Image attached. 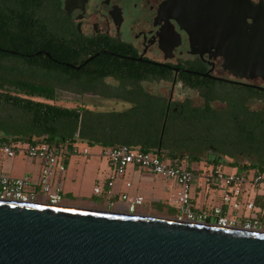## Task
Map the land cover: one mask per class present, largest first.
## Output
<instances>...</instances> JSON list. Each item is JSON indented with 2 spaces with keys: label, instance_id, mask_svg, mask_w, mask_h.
Segmentation results:
<instances>
[{
  "label": "flooded vegetation",
  "instance_id": "af4514ba",
  "mask_svg": "<svg viewBox=\"0 0 264 264\" xmlns=\"http://www.w3.org/2000/svg\"><path fill=\"white\" fill-rule=\"evenodd\" d=\"M63 1L64 34L95 52L56 63L65 69L60 91L130 109L136 101L138 118L152 119L158 105L151 110L147 96L163 98L160 138L170 112L167 138L188 139L195 156L264 164V0H175V19L162 8L169 0H87L69 15ZM166 85V97L150 93ZM175 88L191 96L173 100Z\"/></svg>",
  "mask_w": 264,
  "mask_h": 264
},
{
  "label": "trees",
  "instance_id": "16d2710c",
  "mask_svg": "<svg viewBox=\"0 0 264 264\" xmlns=\"http://www.w3.org/2000/svg\"><path fill=\"white\" fill-rule=\"evenodd\" d=\"M60 9L61 0H0V49L16 54L0 53V142L64 146V164L77 141L101 148L124 145L180 162L201 161L188 139L167 138L170 112L160 138L166 110L163 98L147 96L151 110L158 105L153 119L138 118L136 101L124 112H94L82 105L66 108L55 104L57 92L67 90L60 78L65 69L56 63H73L95 52H81L77 36L64 34ZM41 51L51 59L35 56ZM143 129L151 133L147 138L139 135ZM159 143L165 152L154 151ZM208 163L236 168L237 173L264 172L263 163Z\"/></svg>",
  "mask_w": 264,
  "mask_h": 264
},
{
  "label": "water",
  "instance_id": "95a60500",
  "mask_svg": "<svg viewBox=\"0 0 264 264\" xmlns=\"http://www.w3.org/2000/svg\"><path fill=\"white\" fill-rule=\"evenodd\" d=\"M86 3L64 0L62 10L66 15L83 11ZM174 4L162 5L170 8L172 19ZM38 55L51 59L46 52ZM261 68L264 72V59ZM0 264H264V233L112 210L0 201Z\"/></svg>",
  "mask_w": 264,
  "mask_h": 264
},
{
  "label": "built area",
  "instance_id": "2783aa9c",
  "mask_svg": "<svg viewBox=\"0 0 264 264\" xmlns=\"http://www.w3.org/2000/svg\"><path fill=\"white\" fill-rule=\"evenodd\" d=\"M64 153L62 146L0 142V154L4 158L22 156L40 164L37 177L11 178L0 175V201L63 205L60 203L61 183L55 178L57 174L62 176L65 173ZM75 153L77 151L72 150V154ZM82 154L87 155V150L83 149ZM100 156L109 167V176L103 185L93 188L92 193L95 196L105 195L112 198L115 180L122 178L128 168L134 167L176 184L177 190L173 192L175 203L178 210L186 215L187 221L208 223L198 220H208L212 216L218 226L264 233V206H256L254 201V197L264 190V172L249 170L243 173H227L214 166L201 172L193 171L183 167L182 162L176 159L159 158L124 145L102 148ZM197 183L200 189L203 187L209 194L218 193L219 203L194 213L191 211L190 200ZM125 187L129 188L130 183L126 182ZM248 191L252 194L250 199ZM119 201L123 204L118 209L119 212L136 214L135 208L143 203V197H131L122 193ZM242 208L246 212L239 215L237 212Z\"/></svg>",
  "mask_w": 264,
  "mask_h": 264
},
{
  "label": "crops",
  "instance_id": "0c3cea01",
  "mask_svg": "<svg viewBox=\"0 0 264 264\" xmlns=\"http://www.w3.org/2000/svg\"><path fill=\"white\" fill-rule=\"evenodd\" d=\"M1 156V162L4 163L5 167H7L5 174L3 173L1 175L11 178L38 176L40 171L39 163L35 161H26V164L19 175H13V161H15L17 158L20 161L25 162V160L20 156H17L13 159H7ZM86 156V159L67 157L65 173L59 177V181L62 185L61 187L65 188V196H71V198H74V195L75 197L82 199L80 203L84 204V208L108 210L111 207H115L116 210L112 211H118V209L122 208L123 206V204L119 201V195L126 193L131 197H143V203L140 205L143 206V212L145 210L152 211V209H154V207L157 205L162 207V209L165 211H167L166 208L177 210L173 196V192L177 190L176 184L172 181L164 180L134 167L128 168L122 178L115 180L113 187L114 196L112 198L109 199L105 195L95 196L91 191L86 193L83 190V185L85 183H92L93 190L95 186L103 185L109 176V167L107 163L100 158V153L97 152L90 155L87 154ZM201 163L203 165L197 170L199 172L208 169L206 166H209L207 165L209 163ZM126 182L130 183L129 188L125 187ZM199 186V183H197L190 200L191 211L194 210L197 213L213 205L214 203H219L218 193L209 194L208 192L201 190ZM247 195L249 199L252 198L251 191H248ZM254 201L256 206H264V190H261V192L254 197Z\"/></svg>",
  "mask_w": 264,
  "mask_h": 264
},
{
  "label": "rangeland",
  "instance_id": "374dc122",
  "mask_svg": "<svg viewBox=\"0 0 264 264\" xmlns=\"http://www.w3.org/2000/svg\"><path fill=\"white\" fill-rule=\"evenodd\" d=\"M63 0H61L62 2ZM169 91H170V87L168 85L164 86L163 88H161L160 90H155L153 92H150L151 94H154L156 96H162V97H166L167 95H169ZM191 96V93L187 90H183L181 88H175L173 91V100L179 101L182 98H189ZM56 105L59 106H63L66 108H76L78 106H81V104H84L86 106V109L90 110V111H94V112H122L125 110L130 109L131 105L128 102H118V101H111V100H104V101H98L94 98H82L78 93H72V92H66V91H58L56 94V101H55ZM62 149L64 150V146L62 147ZM83 149H86L88 152V155L90 154H94V153H100L102 148L100 146L97 145H87L83 142H79L77 141L76 143L73 144V150H76L77 153L75 154H71L68 156V158H77V159H81V158H87L86 155L82 154ZM179 153H184V152H179ZM153 155V154H151ZM199 159H201V162L203 163H208L210 162L213 157L210 153H202V154H198ZM1 156V155H0ZM2 157V156H1ZM21 158H23L25 160L24 161H20L18 158L15 159V161H13L12 165H13V170H12V174L13 175H19V173L21 172V170L23 169L24 165L26 164V161H29L27 159H25L24 157L20 156ZM104 162H106L102 157H100ZM182 166L184 167H188L193 171H197L200 167H202V163L200 161H188L187 159H182ZM209 166H206L208 168L212 167L210 166V164H207ZM218 167H220L223 171L225 172H231V173H237L236 168L233 167H229V166H224V165H219ZM7 170V167H5L4 163L1 162V158H0V175L1 174H5V171ZM59 175H56V180L59 181ZM60 182V181H59ZM94 185V184H93ZM62 186V185H61ZM83 190L88 193V192H92V183L88 182L85 183L83 185ZM201 190H204V188L202 187ZM65 188H62L61 191V195H62V200H61V204L66 205V206H73V207H80V208H84V204L80 203V201L82 199L75 197L73 195L74 198H71V196H65ZM91 209H96V208H91ZM143 206H137L135 208V213L136 214H142L144 216H153V217H160V218H168V219H181V220H188V218L186 217V215L181 212L180 210H178V207L176 206L177 210H171L169 208H166L167 211L163 210L162 207H159L158 205L156 207H154V209H152V211L149 210H145L143 212ZM108 210H116L115 207H111ZM192 212H195L194 210H192ZM208 212V210H207ZM246 211L244 208L240 209L237 213L239 215L244 214ZM166 215V216H165ZM198 221H203V222H208L210 224H215L216 223V219L212 216H209L208 220H203L200 219Z\"/></svg>",
  "mask_w": 264,
  "mask_h": 264
}]
</instances>
